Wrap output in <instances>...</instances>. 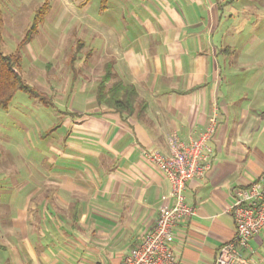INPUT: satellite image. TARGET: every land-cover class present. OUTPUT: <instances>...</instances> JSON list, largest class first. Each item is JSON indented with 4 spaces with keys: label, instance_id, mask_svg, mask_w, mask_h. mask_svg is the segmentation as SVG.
Wrapping results in <instances>:
<instances>
[{
    "label": "crops",
    "instance_id": "crops-1",
    "mask_svg": "<svg viewBox=\"0 0 264 264\" xmlns=\"http://www.w3.org/2000/svg\"><path fill=\"white\" fill-rule=\"evenodd\" d=\"M65 1L67 12L81 7V0ZM234 2L109 0L96 21L87 16L94 30L77 48L86 50L85 60L103 54V71L110 64L116 82L135 87L136 112L98 104L96 83V105L66 119L65 171L44 176L48 187L33 193L52 198L51 220L66 230V250L24 234L17 253L5 254L14 243L9 232L3 237L0 220V264H120L174 203L170 182L147 154L170 156L175 143L208 132L204 174L184 191L196 213L178 221L171 246L175 264L215 263L235 234L234 189L264 175V63L241 57L244 31L234 33L228 12ZM76 59L69 58L71 66ZM239 255L264 264V229Z\"/></svg>",
    "mask_w": 264,
    "mask_h": 264
},
{
    "label": "rangeland",
    "instance_id": "rangeland-1",
    "mask_svg": "<svg viewBox=\"0 0 264 264\" xmlns=\"http://www.w3.org/2000/svg\"><path fill=\"white\" fill-rule=\"evenodd\" d=\"M45 4L47 13L37 35L18 49ZM231 5L228 12L235 23L232 30L244 31L237 45L243 50L241 57L250 64H263L264 0H236ZM1 8L5 22L3 52L10 55L19 50L21 76L43 97L18 92L7 109L0 108V220L3 237L9 232L10 242L14 243L5 254L17 253L15 241L24 234L31 240L40 239L42 244L54 241L57 245L53 248L65 251L67 232L51 220L52 198L48 194L34 197L33 193L42 184L48 187L42 181L44 176L65 171L62 151L65 152L66 119L72 116L73 109L96 105L92 101L96 83L105 73L104 55L96 53L85 60L89 57H85L86 50L77 46L85 39L86 31L94 30L93 26L89 30L94 22L87 23L86 18L95 17L96 21L99 0H90L69 12L65 0H2ZM70 57L77 58L72 66ZM86 66L93 70H86ZM115 82L113 78L109 86ZM9 261L15 262L12 258Z\"/></svg>",
    "mask_w": 264,
    "mask_h": 264
},
{
    "label": "built area",
    "instance_id": "built-area-1",
    "mask_svg": "<svg viewBox=\"0 0 264 264\" xmlns=\"http://www.w3.org/2000/svg\"><path fill=\"white\" fill-rule=\"evenodd\" d=\"M209 134L187 144L175 143L170 156L147 154L170 182L174 203L162 208L155 227L120 264H175L171 246L174 229L179 220L191 219L196 213L195 208L185 201L184 191L191 180L204 174L202 161ZM233 196L235 202L229 211L235 220V234L220 247L214 264H248L239 252L264 229V175L258 182L236 187Z\"/></svg>",
    "mask_w": 264,
    "mask_h": 264
},
{
    "label": "trees",
    "instance_id": "trees-1",
    "mask_svg": "<svg viewBox=\"0 0 264 264\" xmlns=\"http://www.w3.org/2000/svg\"><path fill=\"white\" fill-rule=\"evenodd\" d=\"M90 0H81L80 5L84 7ZM100 10L107 9L109 0H99ZM0 0V108L7 109L13 98L18 92H24L31 97H42L39 91L29 86L21 76L19 71L21 56L19 50L15 53L6 55L3 52V30L5 26L3 11ZM47 13V4L38 10L31 27L27 30L25 37L19 43L18 49L29 44L37 35L39 26L43 23ZM114 78L112 66L107 65L105 74L98 84L97 102L102 105L114 108L118 112L132 115L136 112L138 93L133 85L117 81L111 86L109 83ZM43 99V97H42ZM146 110L145 103L138 106V116L143 117Z\"/></svg>",
    "mask_w": 264,
    "mask_h": 264
}]
</instances>
